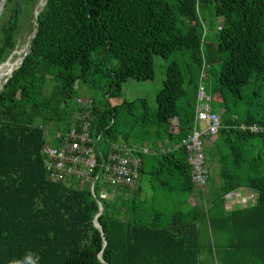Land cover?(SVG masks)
I'll list each match as a JSON object with an SVG mask.
<instances>
[{"label":"trees","instance_id":"16d2710c","mask_svg":"<svg viewBox=\"0 0 264 264\" xmlns=\"http://www.w3.org/2000/svg\"><path fill=\"white\" fill-rule=\"evenodd\" d=\"M37 1L6 0L0 16V66L30 35L0 90V264L28 252L39 264H264V161L250 153L264 131L242 130L264 129V0H45L34 15ZM204 6L222 21L214 42ZM155 56L174 58L156 108L111 104L128 81L154 79ZM202 72L221 122L204 140L205 191L177 147L193 129ZM84 122L102 150L117 141L148 150L135 154L146 188L98 185L93 196L48 180L43 148ZM232 167L238 188L255 195L244 208L228 205L222 169Z\"/></svg>","mask_w":264,"mask_h":264},{"label":"built area","instance_id":"2783aa9c","mask_svg":"<svg viewBox=\"0 0 264 264\" xmlns=\"http://www.w3.org/2000/svg\"><path fill=\"white\" fill-rule=\"evenodd\" d=\"M206 73L200 75L197 89V105L194 126L189 135L177 147L185 148L188 163L191 168L193 183L205 191L210 177V170L206 164L204 140L218 135L221 127L220 116L212 108V98L206 90ZM77 103L90 108L92 101L77 99ZM88 122L81 127L71 128L65 134H57L58 147L47 145L43 148L44 169L52 183H65L88 186L93 192L94 186L100 185L102 190L132 188L139 178V159L135 155L147 150L138 151L130 148L122 141L106 145L102 150V137L92 136ZM243 131L259 134L264 131L257 125L243 126ZM248 195L244 208L253 204L255 195ZM237 196L236 193L232 192ZM229 195V194H228ZM227 195V199H228ZM114 194L111 198H114Z\"/></svg>","mask_w":264,"mask_h":264},{"label":"rangeland","instance_id":"374dc122","mask_svg":"<svg viewBox=\"0 0 264 264\" xmlns=\"http://www.w3.org/2000/svg\"><path fill=\"white\" fill-rule=\"evenodd\" d=\"M40 3H41V0H38L35 11L37 7H40ZM212 8H213L212 6H204V7H201L199 10L200 19L202 21V24L205 30V36L209 42L215 41L218 30L220 29L222 25L221 20L214 18L212 16ZM35 11H34V15H36ZM29 39H30V35L27 33L24 34L23 36H20L19 41L21 42L18 43V51H16L14 55L10 57L6 63L0 66V90L6 78L10 76L11 72H8L10 65L17 64L18 66L21 63V59L25 53V48L28 45ZM173 59H174L173 57H170L168 59H163L162 57L155 56L154 57V73H155L154 79L151 81H145V82H136L133 80L128 81L122 87L121 97L118 99L111 100V104L117 105V104H121L123 101L133 102V101H137L140 99H145L150 109L154 110L156 108V96L158 92L160 91V89L162 88V82L164 81V78H165V70ZM206 76L208 75L206 74ZM207 81L208 79L206 78L205 80L206 84L208 83ZM262 103L264 102L262 101L261 104ZM252 144H253V147L250 149L251 155H260V157L264 161L263 144L258 139H254ZM103 151H105V147H103ZM212 165L213 167L218 168L217 162H213ZM222 171H223L224 180L225 182H227L228 188L233 189L232 191H230L228 195V199H227L228 205L230 206V208L232 206L234 207L245 206L246 201L248 199V195H250L251 193H247L245 192V190L238 188L233 167L230 168V170L222 169ZM136 185L137 187H140L142 189L146 188L147 186L146 177L141 176L138 179V184ZM136 185L133 186L134 189H136ZM232 192H238L236 193L237 196L233 195Z\"/></svg>","mask_w":264,"mask_h":264},{"label":"bare ground","instance_id":"6f19581e","mask_svg":"<svg viewBox=\"0 0 264 264\" xmlns=\"http://www.w3.org/2000/svg\"><path fill=\"white\" fill-rule=\"evenodd\" d=\"M44 3H45V0H41V3H40V7H37V9H36V11H35V14L37 15L38 14V12H39V9H41L42 7H43V5H44ZM27 49H28V45H27V47L25 48V53L27 52ZM18 53V52H17ZM15 66H16V68H17V64L16 65H10V68H9V71L8 72H13L16 68H15ZM11 73H10V75H11ZM83 117H85V116H83ZM81 120H83V119H81ZM84 121H85V119H84ZM81 122V121H80ZM85 123V122H84ZM72 125H74V124H72ZM77 125V124H76ZM82 125V124H81ZM90 125V124H89ZM77 127L79 128V126L77 125ZM73 128V127H72ZM70 130V129H69ZM68 130V131H69ZM68 131H66V132H64V133H67ZM62 133V132H61ZM48 134V133H47ZM54 134V133H53ZM57 134H60V132L59 133H57ZM56 134V135H57ZM56 135H54V137H52V139L51 140H49L48 141V145H50V146H54V147H58V140L56 139ZM47 138V137H46ZM50 139V138H49ZM55 142H56V145H55ZM147 150V149H146ZM147 153H148V150H147ZM146 154V153H145ZM139 168V167H138ZM139 172V171H138ZM47 178H48V176H47ZM139 178H140V175H139ZM138 178V179H139ZM49 180V179H48ZM51 182V181H50ZM138 183V180H137V182L135 183V185ZM134 185V186H135ZM92 194H93V196H94V189H93V192H91ZM99 202V201H98Z\"/></svg>","mask_w":264,"mask_h":264},{"label":"clouds","instance_id":"9594fccd","mask_svg":"<svg viewBox=\"0 0 264 264\" xmlns=\"http://www.w3.org/2000/svg\"><path fill=\"white\" fill-rule=\"evenodd\" d=\"M40 257L36 252H28L24 258L19 261H13L11 264H39Z\"/></svg>","mask_w":264,"mask_h":264},{"label":"water","instance_id":"95a60500","mask_svg":"<svg viewBox=\"0 0 264 264\" xmlns=\"http://www.w3.org/2000/svg\"><path fill=\"white\" fill-rule=\"evenodd\" d=\"M5 2H6V0H0V16H1V14H2V12H3V9H4V5H5ZM26 54L27 53H24V55H23V57H22V59H21V62H22V60L24 59V57L26 56ZM18 67V66H17ZM6 81V80H5ZM5 83V82H4ZM3 83V84H4ZM2 89V88H1ZM98 204H99V213L97 214V216H96V218L101 214V212L103 211V206H102V204H101V202H98ZM96 218H95V220H94V223H95V226L96 227H98V228H100L99 227V225H98V223H97V221H96Z\"/></svg>","mask_w":264,"mask_h":264},{"label":"crops","instance_id":"0c3cea01","mask_svg":"<svg viewBox=\"0 0 264 264\" xmlns=\"http://www.w3.org/2000/svg\"><path fill=\"white\" fill-rule=\"evenodd\" d=\"M222 175H223V171H222ZM138 184V183H137ZM136 188H137V185H136ZM174 221L175 222H181V221H183V216H181V215H175L174 217ZM177 220V221H176Z\"/></svg>","mask_w":264,"mask_h":264}]
</instances>
